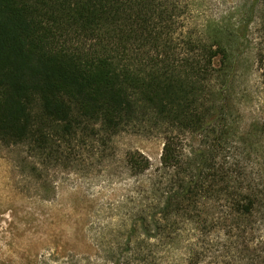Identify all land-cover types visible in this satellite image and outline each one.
Returning a JSON list of instances; mask_svg holds the SVG:
<instances>
[{
    "label": "trees",
    "instance_id": "trees-1",
    "mask_svg": "<svg viewBox=\"0 0 264 264\" xmlns=\"http://www.w3.org/2000/svg\"><path fill=\"white\" fill-rule=\"evenodd\" d=\"M190 9L0 0V144L54 166L102 161L115 136L148 125L162 149L154 170L125 155L135 206L124 252L139 240L180 251L182 264H264V109L244 124V106L264 99V0L199 29Z\"/></svg>",
    "mask_w": 264,
    "mask_h": 264
},
{
    "label": "rangeland",
    "instance_id": "rangeland-1",
    "mask_svg": "<svg viewBox=\"0 0 264 264\" xmlns=\"http://www.w3.org/2000/svg\"><path fill=\"white\" fill-rule=\"evenodd\" d=\"M189 29L209 21L236 19L249 0H189ZM256 18L251 25L254 39ZM244 106L245 125L262 118L264 99ZM251 105V106H250ZM148 125L112 139L111 153L99 161L81 155L56 166L31 158L26 146L0 144V264H182L180 251L146 247L135 240L124 252V217L134 179L126 172L128 152L138 151L157 167L162 141ZM31 156V155H30ZM33 167L37 168L33 172ZM119 254V255H118ZM118 255V256H117ZM222 255V254H221ZM227 259L220 257L219 262ZM210 254L204 264H211Z\"/></svg>",
    "mask_w": 264,
    "mask_h": 264
}]
</instances>
